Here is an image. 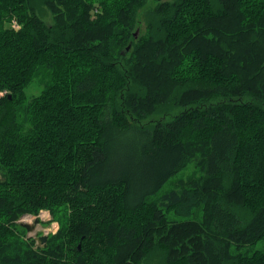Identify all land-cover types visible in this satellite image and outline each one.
Returning <instances> with one entry per match:
<instances>
[{
    "label": "trees",
    "instance_id": "trees-1",
    "mask_svg": "<svg viewBox=\"0 0 264 264\" xmlns=\"http://www.w3.org/2000/svg\"><path fill=\"white\" fill-rule=\"evenodd\" d=\"M149 1L0 0V264H264V0Z\"/></svg>",
    "mask_w": 264,
    "mask_h": 264
},
{
    "label": "rangeland",
    "instance_id": "rangeland-1",
    "mask_svg": "<svg viewBox=\"0 0 264 264\" xmlns=\"http://www.w3.org/2000/svg\"><path fill=\"white\" fill-rule=\"evenodd\" d=\"M152 4H154V2L152 0H150L147 5L151 6ZM45 19L50 20V14L48 12H47V14H45ZM140 28H141V32H142L143 28H144L143 23L140 24ZM41 89H42V86L35 79L31 83V85L27 88V93L29 94V96L37 95ZM193 173H194V175H196L195 171H194V167L190 164L185 169H183L182 171L178 172L175 176H173L172 179H170L167 183H165L162 186V188L157 193V195H155L151 198H153V200H155V201L159 200V198L162 194L173 189V181L174 180L186 179L187 177H190ZM167 215H168L169 219H171V220H178V221L185 220V218L174 217L172 215V213H169ZM60 219L62 221V217ZM35 220H38V223H34ZM18 224L20 226H22V224H28V225L33 226L32 231L27 232V230H26V237H31L33 239L35 237H38V236H41L44 234L49 235V234L55 233L57 228H58V224H56L55 222H51V216H50L49 212L45 211V210L41 211L36 216L23 215L19 219ZM22 227L25 228L24 226H22ZM256 248L262 250V249H264V244L259 243L256 246ZM158 257H161V256H158ZM157 260H158V258L154 257L145 264H157ZM141 264H144V261Z\"/></svg>",
    "mask_w": 264,
    "mask_h": 264
},
{
    "label": "water",
    "instance_id": "water-1",
    "mask_svg": "<svg viewBox=\"0 0 264 264\" xmlns=\"http://www.w3.org/2000/svg\"><path fill=\"white\" fill-rule=\"evenodd\" d=\"M139 34V28H136L135 32H134V38L136 39L137 36ZM130 49V45L126 47V51H128ZM34 223H38V220H35ZM22 226L25 227V229L27 230V232L32 231L33 230V226L28 225V224H22ZM48 238V234H44L38 237H35L34 240L36 242V245L39 247H45L46 246V240Z\"/></svg>",
    "mask_w": 264,
    "mask_h": 264
},
{
    "label": "built area",
    "instance_id": "built-area-1",
    "mask_svg": "<svg viewBox=\"0 0 264 264\" xmlns=\"http://www.w3.org/2000/svg\"><path fill=\"white\" fill-rule=\"evenodd\" d=\"M12 27H13V28H17V24H16L14 21L12 22ZM2 95H3V94L0 93V96H2Z\"/></svg>",
    "mask_w": 264,
    "mask_h": 264
},
{
    "label": "bare ground",
    "instance_id": "bare-ground-1",
    "mask_svg": "<svg viewBox=\"0 0 264 264\" xmlns=\"http://www.w3.org/2000/svg\"><path fill=\"white\" fill-rule=\"evenodd\" d=\"M134 33V32H133Z\"/></svg>",
    "mask_w": 264,
    "mask_h": 264
}]
</instances>
